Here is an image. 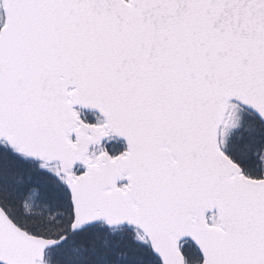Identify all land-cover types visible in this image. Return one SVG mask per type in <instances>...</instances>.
<instances>
[{
	"label": "snow or ice",
	"instance_id": "6c2138e0",
	"mask_svg": "<svg viewBox=\"0 0 264 264\" xmlns=\"http://www.w3.org/2000/svg\"><path fill=\"white\" fill-rule=\"evenodd\" d=\"M0 264H264V0H0Z\"/></svg>",
	"mask_w": 264,
	"mask_h": 264
}]
</instances>
